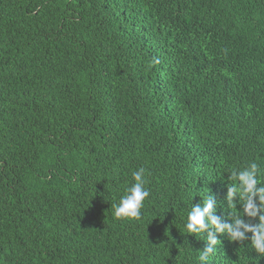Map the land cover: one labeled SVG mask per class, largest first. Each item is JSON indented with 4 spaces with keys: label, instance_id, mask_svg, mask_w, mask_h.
<instances>
[{
    "label": "trees",
    "instance_id": "trees-1",
    "mask_svg": "<svg viewBox=\"0 0 264 264\" xmlns=\"http://www.w3.org/2000/svg\"><path fill=\"white\" fill-rule=\"evenodd\" d=\"M251 162L264 184V0H0V264H199L188 211L231 222ZM218 238L211 264H264Z\"/></svg>",
    "mask_w": 264,
    "mask_h": 264
},
{
    "label": "clouds",
    "instance_id": "clouds-1",
    "mask_svg": "<svg viewBox=\"0 0 264 264\" xmlns=\"http://www.w3.org/2000/svg\"><path fill=\"white\" fill-rule=\"evenodd\" d=\"M259 172L260 166L251 162L247 167L233 170L229 175V181L234 182L228 186L226 195L231 222L222 220L217 214L218 202L213 195L208 194L203 198V203L192 204L185 224L187 232L195 236L207 232V246L199 251L197 257L199 264H211L216 246L222 242L218 237L223 234H227L231 242L242 243L250 239L254 251L264 256V184L258 178ZM145 173L143 167L133 171L134 182L126 189L119 203L112 204L115 218H141L144 202L150 196ZM237 198L242 210L237 208ZM234 208L238 210L237 213L233 212Z\"/></svg>",
    "mask_w": 264,
    "mask_h": 264
}]
</instances>
